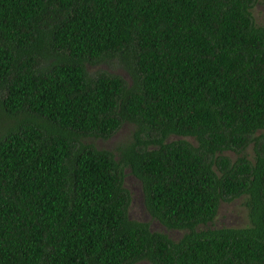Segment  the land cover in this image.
I'll return each instance as SVG.
<instances>
[{"label": "trees", "instance_id": "1", "mask_svg": "<svg viewBox=\"0 0 264 264\" xmlns=\"http://www.w3.org/2000/svg\"><path fill=\"white\" fill-rule=\"evenodd\" d=\"M257 1L0 0V264H264ZM126 168L181 238L129 217ZM239 197L248 225L199 229Z\"/></svg>", "mask_w": 264, "mask_h": 264}, {"label": "rangeland", "instance_id": "2", "mask_svg": "<svg viewBox=\"0 0 264 264\" xmlns=\"http://www.w3.org/2000/svg\"><path fill=\"white\" fill-rule=\"evenodd\" d=\"M254 21L257 25L264 24V0H258L252 10ZM104 70L106 72L121 76L126 81H130L129 74L116 62H102L97 65H87V71L90 75L97 71ZM0 123V130L3 126V121ZM135 127L132 124L125 123L120 129L110 138H95L90 137L85 141L93 145L97 149L109 150L113 153L121 146L130 143L133 140ZM178 139L171 137L170 140ZM188 140L193 141L190 138ZM247 154L251 153V148L246 150ZM232 160L236 159V152L228 151L226 154ZM124 186L130 192L131 203L128 209V215L131 219L148 223L152 231L164 233L171 240H178L185 233L183 230L167 229L159 221L153 219L146 211L143 205L142 189L140 182L130 173L129 169H125ZM244 197L236 198L232 201H222L219 204L215 219L207 226H200L199 229L219 228V227H242L249 223L248 211L244 205ZM136 264H150L147 261H141Z\"/></svg>", "mask_w": 264, "mask_h": 264}]
</instances>
